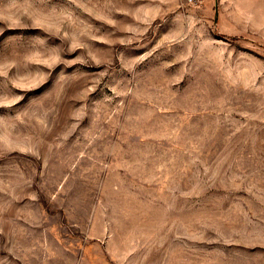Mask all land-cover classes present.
I'll return each mask as SVG.
<instances>
[{"label": "rangeland", "instance_id": "rangeland-1", "mask_svg": "<svg viewBox=\"0 0 264 264\" xmlns=\"http://www.w3.org/2000/svg\"><path fill=\"white\" fill-rule=\"evenodd\" d=\"M0 264H264V0H0Z\"/></svg>", "mask_w": 264, "mask_h": 264}]
</instances>
